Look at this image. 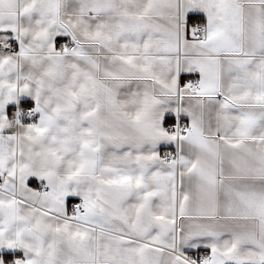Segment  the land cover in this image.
<instances>
[{
  "label": "crops",
  "instance_id": "crops-1",
  "mask_svg": "<svg viewBox=\"0 0 264 264\" xmlns=\"http://www.w3.org/2000/svg\"><path fill=\"white\" fill-rule=\"evenodd\" d=\"M0 34V264H264V0H0Z\"/></svg>",
  "mask_w": 264,
  "mask_h": 264
},
{
  "label": "built area",
  "instance_id": "built-area-1",
  "mask_svg": "<svg viewBox=\"0 0 264 264\" xmlns=\"http://www.w3.org/2000/svg\"><path fill=\"white\" fill-rule=\"evenodd\" d=\"M205 33V29L201 25L196 26L195 36L201 37ZM57 48L60 52L68 53L74 49V44L70 42L68 39L62 38L57 42ZM18 52V47L14 45L8 38L3 37L0 34V53H15ZM184 86H186L190 91L199 92L200 85L198 81L193 79H185L183 81ZM33 111L30 108H26L22 110L21 116L24 119H29L33 116ZM164 128L168 135L173 138L179 139L183 136L192 132V127L185 124L182 120L176 119L164 124ZM160 158L164 163H171L175 158H179L178 149L176 151L170 148H164L161 150ZM2 184V180L0 179V185ZM69 213L72 215H84V203L83 200L77 199L72 201L69 205ZM182 258L189 264H206L212 262V257L209 255L207 251L200 250L198 252H189L187 254H182Z\"/></svg>",
  "mask_w": 264,
  "mask_h": 264
},
{
  "label": "trees",
  "instance_id": "trees-1",
  "mask_svg": "<svg viewBox=\"0 0 264 264\" xmlns=\"http://www.w3.org/2000/svg\"><path fill=\"white\" fill-rule=\"evenodd\" d=\"M21 106H22V107L25 106V105H24V102H21ZM4 257H5V254H4V256H3V260H4Z\"/></svg>",
  "mask_w": 264,
  "mask_h": 264
}]
</instances>
